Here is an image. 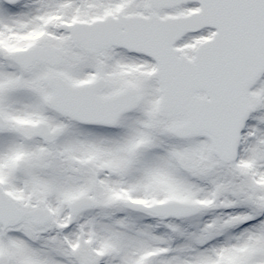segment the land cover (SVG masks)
Returning <instances> with one entry per match:
<instances>
[{
	"label": "snow or ice",
	"instance_id": "snow-or-ice-1",
	"mask_svg": "<svg viewBox=\"0 0 264 264\" xmlns=\"http://www.w3.org/2000/svg\"><path fill=\"white\" fill-rule=\"evenodd\" d=\"M0 264H264V0H0Z\"/></svg>",
	"mask_w": 264,
	"mask_h": 264
}]
</instances>
